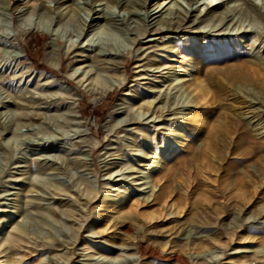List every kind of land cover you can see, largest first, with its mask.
I'll use <instances>...</instances> for the list:
<instances>
[{"label": "rangeland", "instance_id": "rangeland-1", "mask_svg": "<svg viewBox=\"0 0 264 264\" xmlns=\"http://www.w3.org/2000/svg\"><path fill=\"white\" fill-rule=\"evenodd\" d=\"M156 1L147 18L142 0H0V264H165L120 252L129 239L99 202L123 189L160 223L130 225L134 242L166 243L179 227L180 244L206 241L183 248L188 264H264V81L249 70L258 53L264 69V0H212L213 11L208 0H173L163 11L188 13L181 40L176 25L153 26ZM244 31L235 56L225 35ZM191 56L203 59L207 94L185 111L190 144L156 174L163 197L146 209L141 172L182 102L164 80Z\"/></svg>", "mask_w": 264, "mask_h": 264}, {"label": "bare ground", "instance_id": "bare-ground-1", "mask_svg": "<svg viewBox=\"0 0 264 264\" xmlns=\"http://www.w3.org/2000/svg\"><path fill=\"white\" fill-rule=\"evenodd\" d=\"M105 4L111 5L115 2V0H103ZM173 0H157L153 11L150 12V17H155L157 21L154 23L159 24L161 26L169 27L171 25L177 26L173 33L168 32V30L162 31L161 28H157L154 30L155 34H160L162 37L160 39H171V36H166V33L174 34L177 40H181L182 37H184L187 33L184 31L183 25L187 22L188 13L185 14H168L166 13L168 10L163 11L169 4L172 3ZM191 1V0H189ZM148 0H142V8L144 9L145 13L148 17V12H146ZM203 5L206 6L207 10L210 8H213L214 5H212V0L206 1V3H203ZM68 8V7H67ZM125 11H128L130 6H124L123 7ZM65 10V9H64ZM212 10V9H210ZM213 11V10H212ZM209 12L206 11L204 15H208ZM222 18L219 20V23L222 22ZM87 27V26H86ZM219 27V25L210 26V28L204 33V37L208 34L215 32L214 29ZM148 25L143 26L139 31L136 32L138 36H144L147 33ZM172 31V29L170 30ZM181 34V35H180ZM180 35V36H179ZM221 35V37H223ZM249 36V33L247 31L239 32L233 34H226L225 38H227L228 41H232V43H235L237 45V49L235 51V56H242L244 53V50L241 48V44L244 43ZM189 38V37H188ZM135 39H133L134 43ZM175 42V41H174ZM173 42V43H174ZM172 43V42H171ZM195 45H198L196 43ZM172 46L171 51L176 47L175 45ZM169 46V47H170ZM257 53V52H256ZM181 52H177L175 56L180 55ZM115 55V53H114ZM256 56V57H255ZM254 60H261V57L258 54H254ZM254 61V64L258 67L257 69H249L251 71V75L255 77L257 80H263L264 81V69L260 68L257 63ZM202 66H203V59L200 57H190L188 59H185L183 61V64L180 66V71H173L168 73L164 80V84L166 85V91L168 90L171 92L172 90H175V93H179L180 100H182L180 107H175V111L172 112V115L174 116V122L170 123L168 126V133L164 136L162 139V144L157 150H155V155L150 159L149 165L146 169H144L141 172L140 180H142V183L139 185L141 186V190L139 192V195L146 194V190L149 189L148 193L150 192L151 195H148L146 197V202L144 208H149L152 201H161L162 195H156L154 191V181L156 174L163 168V166L168 162L167 158L171 157L174 152H176L178 149L182 147L189 146L190 140L189 138V131L184 126L183 117L186 116V119H191V115L187 116L185 114V111L187 110L188 106L195 101L200 102L204 101L205 96L207 94V88L204 85L203 75H202ZM195 69L194 78L192 77L191 80H188V77L190 75L189 72ZM49 75V74H48ZM142 77V74L139 75ZM48 79L52 80V76H47ZM152 88V87H151ZM157 88V87H154ZM162 91L159 89L155 92V99H158L157 103H161V109H168L171 104H168V100H166V96L162 97V95H159ZM194 94V98H190V95ZM159 95V97H157ZM139 97V96H138ZM144 113L143 110H141ZM149 112V111H147ZM244 113V112H243ZM136 115H139L137 113ZM142 115V114H141ZM206 115H203V113H197L194 122L199 124V129L202 125H205L206 121ZM161 116H155L154 119H158ZM247 134V133H246ZM248 136V134L246 135ZM249 137V136H248ZM146 141V140H145ZM192 144V143H191ZM261 145H263L261 143ZM133 151H140L141 144H136L134 146ZM155 148V147H154ZM86 196L88 197L89 191L85 190ZM130 194L127 189H123L122 191H118L114 196L111 195H104L102 199L100 200L99 209H104L107 215H113V226L116 227L123 236L128 237V241H122L123 248L120 250L122 254L127 253H136L140 255V257H148L151 259H154V261H158L165 264H188L186 259L184 258V252L183 248L185 246H189L190 244H194L198 247L200 244H204L206 241L199 242V244L194 243V240H190L189 242H186L185 244H180V240L178 239L179 236H177V230L179 227H177L175 230H171L169 237L170 239L163 243V241H160L159 239H162L164 237H157L155 235H149L147 236V239L149 242H152V244L147 243L146 245H142L140 242H134L135 235L137 234L135 231L133 233H130V225L136 227V229H139L141 227L144 228V225H147L148 228L154 229L157 226L160 225L158 221V217L155 216L152 213L143 214L138 209V205L135 206H128V201H130ZM150 197H153L151 201H148ZM181 211H176L174 214L176 216L181 215ZM178 219V218H177ZM133 222V223H131ZM161 222V221H160ZM95 234V233H94ZM180 235V234H179ZM137 236V235H136ZM168 237V236H167ZM145 238V237H144ZM112 239V238H111ZM112 241V240H111ZM167 248V249H165ZM130 255V254H129ZM100 257V256H99ZM110 260L108 257H104L101 259V261ZM199 260H195L194 264L198 263ZM106 264V263H102ZM121 264H128V263H121Z\"/></svg>", "mask_w": 264, "mask_h": 264}]
</instances>
